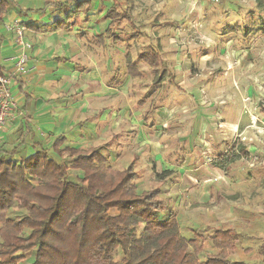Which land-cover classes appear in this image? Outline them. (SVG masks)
I'll return each instance as SVG.
<instances>
[{"label": "rangeland", "instance_id": "374dc122", "mask_svg": "<svg viewBox=\"0 0 264 264\" xmlns=\"http://www.w3.org/2000/svg\"><path fill=\"white\" fill-rule=\"evenodd\" d=\"M115 1L109 0V8ZM119 3L117 10L126 11L129 20L112 24L106 48L95 43V63L88 67L81 61L91 76L84 89L89 87L91 94L88 101L83 98L87 111L80 124L96 121L74 142L85 149L108 143L110 149L102 153L111 157L114 168L132 164L138 170L139 192L162 190L163 212L178 214L184 236L192 238L194 229L211 234L232 228L239 243L229 250L230 258L264 264V153L238 158L231 152L233 145L239 148L240 133L253 142L261 139L252 120L264 121V74L253 64L247 80L225 77L219 87L208 88L213 77L231 71L227 59L215 69L216 61L205 59L209 38L204 39L203 55L194 59L176 47L177 36L160 35L159 16L151 19L149 9L138 10L143 0ZM145 50L160 54L156 72L139 59ZM228 55L226 47L219 52L220 57ZM128 56L137 62L141 76L130 73ZM19 130L14 133L17 140ZM212 252L218 250L207 239L201 258Z\"/></svg>", "mask_w": 264, "mask_h": 264}, {"label": "trees", "instance_id": "16d2710c", "mask_svg": "<svg viewBox=\"0 0 264 264\" xmlns=\"http://www.w3.org/2000/svg\"><path fill=\"white\" fill-rule=\"evenodd\" d=\"M120 6L119 0L115 1L106 14L111 21L109 34L114 22L130 18L126 11L117 10ZM12 10L19 14L40 12L25 10L15 0H0V16ZM139 59L154 68L162 61L154 50L139 53ZM127 63L132 76H141L131 56ZM5 71L0 58V72ZM27 130L17 145L0 147V264H55L57 254L46 249L54 239L53 225L65 228L69 234L78 230L83 237L89 224L99 233V239L107 243L124 230L141 239L144 233H154L148 241L153 247L158 243L156 252L167 255L176 264H247L230 258L229 250H236L239 243L232 228H218L211 234L194 229L192 238L184 236L178 214L171 209L163 212L166 198L162 190L151 187L139 192L138 170L132 164L114 168L111 157L102 153L104 148L110 149L108 143L85 149L66 144L60 136L47 146L33 130ZM29 141L33 146L31 151ZM238 143L239 148L234 145L231 148L233 156L250 155L247 146L241 141ZM221 167L225 168L224 164ZM101 170L107 178L106 191L95 200H88L87 207L77 215L66 198L69 186L93 187ZM153 207L159 211L150 210ZM156 217L159 219L154 221ZM207 239L212 240L218 252L202 259L200 253ZM260 253L264 256V244Z\"/></svg>", "mask_w": 264, "mask_h": 264}, {"label": "clouds", "instance_id": "9594fccd", "mask_svg": "<svg viewBox=\"0 0 264 264\" xmlns=\"http://www.w3.org/2000/svg\"><path fill=\"white\" fill-rule=\"evenodd\" d=\"M75 4V0H51L50 7L64 9ZM149 9L147 17L158 21L160 35H175L180 43L176 47L188 50L193 58L203 55L201 49L205 48L204 39L209 38L211 45L205 59L216 62L213 69L224 65L230 72L218 74L208 82V88L219 87L225 78L239 79L242 82L249 78V69L253 64L259 66L264 74V0H143L138 10ZM57 15V13H53ZM51 23L34 21L42 29H63L71 26L75 17H63ZM82 20V17H81ZM80 24L76 25L79 28ZM75 35V29L72 32ZM221 41H227L223 44ZM86 41H76L83 44ZM74 44V46H75ZM227 48L228 57H220L222 48ZM175 59V56L170 57ZM107 178L103 175L97 177L94 186L88 189H78L69 186L66 198L73 205L79 215L87 207L88 200L106 191ZM150 210L159 211L153 207ZM162 215V213H161ZM159 217L154 218L158 220ZM54 228V239L49 242L46 249L57 254L55 264H176L167 255L156 252L160 245L152 246L148 237L154 233H144V239L128 230L116 233V239L111 243L99 239V233L89 224L83 237L79 231L69 234L65 228ZM103 231V230H101ZM57 240L61 243H57ZM155 253V254H154Z\"/></svg>", "mask_w": 264, "mask_h": 264}, {"label": "crops", "instance_id": "0c3cea01", "mask_svg": "<svg viewBox=\"0 0 264 264\" xmlns=\"http://www.w3.org/2000/svg\"><path fill=\"white\" fill-rule=\"evenodd\" d=\"M15 1L25 10L40 12L19 14L12 10L0 16V58L6 71L14 67L13 57L21 49L16 43L15 33L5 29L6 23L21 19L27 28L25 41L33 45L28 49L30 60L26 65V73L14 78L10 84L13 98L24 111V117L17 116L15 121L2 129L0 147L2 144L13 147L22 140L14 137L18 128H21V138L28 132V128L47 146L62 136L72 147H81L74 141L82 138L84 132L91 129L90 122L96 121L89 120L80 124V117L84 118L87 111V107L86 110L82 109L83 103L89 100L88 96L91 94L89 87L84 89L91 76L88 70H82L81 61L86 66L89 63L90 67L91 61L95 63V43L103 49L109 44L107 31L110 28V20L106 18L109 0H75L74 5L62 10L50 7L51 0ZM60 11L63 12L64 18L75 17L71 20L70 27L42 29L36 26L34 21L51 23L60 20ZM77 24H80L79 28H76ZM100 35L102 36L98 38ZM76 41L86 43L75 44ZM106 62L110 65L109 57ZM82 124L87 125L88 129L81 126ZM69 140L73 141L69 143ZM28 145L31 151V141Z\"/></svg>", "mask_w": 264, "mask_h": 264}, {"label": "built area", "instance_id": "2783aa9c", "mask_svg": "<svg viewBox=\"0 0 264 264\" xmlns=\"http://www.w3.org/2000/svg\"><path fill=\"white\" fill-rule=\"evenodd\" d=\"M5 29L15 33L16 43L20 45L21 49L13 57L14 67L9 71L0 72V133L8 123L15 121L17 116L24 117V111L20 109L18 102L13 98L10 84L14 78L26 73V65L30 60L28 49L33 47L32 43L25 41V32L27 28L21 19L17 18L6 23ZM252 123H254V127L257 128L261 139H257V142L256 140L253 142V138L249 137L247 140L246 137L242 136L244 133H240L238 137L241 138V142L247 146L250 155L258 157L259 152L264 153V121L262 122L256 118L252 120ZM260 123H262V125H260ZM251 148H254V151H252Z\"/></svg>", "mask_w": 264, "mask_h": 264}]
</instances>
